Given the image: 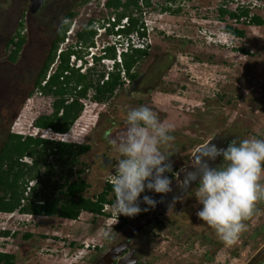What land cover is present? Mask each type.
Returning <instances> with one entry per match:
<instances>
[{
  "label": "rangeland",
  "instance_id": "1",
  "mask_svg": "<svg viewBox=\"0 0 264 264\" xmlns=\"http://www.w3.org/2000/svg\"><path fill=\"white\" fill-rule=\"evenodd\" d=\"M225 1L151 0L152 7L144 10L142 18L154 29L148 35L146 58L133 70L141 75V83L134 90L125 84L105 104L90 101V94L82 101L83 111L71 130L65 137H56L37 132L32 126L36 118L51 113L52 98L35 91L17 105L15 115L8 109L10 101L17 90L23 89L24 93L31 90V83L47 58L66 13H75L72 24L82 19L84 25L90 21L99 24L113 15L102 8L103 0H91L84 6L79 5V0H47L35 15L29 14V0H0V150L8 134L45 136L55 141L88 145L89 152L79 158L74 170L89 166L91 170L84 177L92 194H97L103 188L102 178L105 183L116 168L99 170L100 163L94 161V155H99L105 146L104 139L108 142L110 136L119 139L124 135L126 113L132 108L147 106L157 113L162 123L172 126L171 134L179 148L169 158L172 164L169 177L187 166L193 151L212 138L264 139V26H248L242 20L236 22L227 16L221 21L217 12L221 4L229 11L247 5L250 15L264 19V0ZM166 6L179 9V13L161 12ZM226 26L242 30L244 37L228 35L224 31ZM71 30L72 25L66 35ZM18 32L25 39L19 51L22 60L11 63L7 57L13 46L7 47V43ZM102 40L101 44L95 43L94 52L103 44L111 43L107 36ZM75 41L73 36L65 45V39L59 49L73 47ZM107 67L101 65L97 70L106 71ZM110 147L111 153H117ZM24 162L28 164L30 160L26 158ZM195 192L192 190L183 199V205L172 212L175 216L172 226L181 225L188 239L171 242V246L162 244L166 238L155 240V245L160 243V246L153 245V263L264 264V208L259 207V201L256 204L259 211L244 221L247 230L229 246L196 216L201 206ZM89 219L88 213L76 221L0 214V231L15 233L6 241L0 238V246L4 245L0 248L16 255L15 264H83L88 252L82 247L87 244L97 247L103 243L106 232L102 224L103 231L97 232L91 227L90 234L81 238L79 229L87 227ZM27 235L31 239H25ZM54 236H58L55 241ZM65 236L78 240V248H64L60 238Z\"/></svg>",
  "mask_w": 264,
  "mask_h": 264
},
{
  "label": "trees",
  "instance_id": "2",
  "mask_svg": "<svg viewBox=\"0 0 264 264\" xmlns=\"http://www.w3.org/2000/svg\"><path fill=\"white\" fill-rule=\"evenodd\" d=\"M83 0L81 5L88 3ZM152 7L151 0H107L105 8L110 15H115L116 23L123 18L128 19V26L124 30L113 32L116 23L108 30V34L121 33L124 36L135 31L140 37H145L142 14L145 9ZM163 13L176 15L179 9L171 10L166 6ZM218 19L223 21L227 16L236 22H243L248 26H264V19L250 15L246 8H237L229 11L222 4L217 10ZM75 13L70 12L62 22L52 43L49 55L34 83L31 96L35 91L44 97L52 98L51 113L35 119L33 127L40 130H49L53 134H67L83 111L81 101L87 100L97 104L107 103L114 93L124 87L121 72L128 81H133L136 74L135 67L147 56V50L130 49L121 55V64L115 63L112 71H98L94 66L84 73L70 67V57L75 56L82 60L86 48L94 46L95 31L86 27L81 30L76 39L75 47H69L59 52V45L66 39V33L71 27ZM145 29V28H144ZM225 33L234 38H243L244 32L231 26L224 28ZM25 43L24 37L18 32L8 41L7 47L13 46L9 55L10 61H15L20 49ZM245 52L244 50H240ZM248 54V53H247ZM114 47H107L101 59L114 60ZM58 58V64L51 75L50 67ZM100 58H95L99 63ZM90 150L88 145L71 144L54 140L41 139L33 136L11 134L0 150V214L14 213L24 216L40 218H58L76 221L81 213H90L94 217L102 215L107 200V194L112 191L111 185H106L105 193L99 198L89 199L81 193L88 186L80 174L83 170L75 171L79 165V158ZM28 158L30 163L24 162ZM50 159V161L48 160ZM35 182L34 186L29 184ZM15 233L0 231V238L13 237ZM25 236V239L30 238ZM2 245V244H1ZM4 246V245H3ZM0 246V247H3ZM0 264H15V256L0 252Z\"/></svg>",
  "mask_w": 264,
  "mask_h": 264
},
{
  "label": "clouds",
  "instance_id": "3",
  "mask_svg": "<svg viewBox=\"0 0 264 264\" xmlns=\"http://www.w3.org/2000/svg\"><path fill=\"white\" fill-rule=\"evenodd\" d=\"M106 2L107 0H103L102 8H105ZM112 17L114 18L113 22L110 21ZM110 18L107 17L99 24H93L89 30L95 31L96 24L104 26L108 23L109 28L102 34L107 37L117 35V33H107L112 24L116 23L115 15ZM124 19L127 18L116 23L114 28L117 27V30L113 28V32L124 30L128 26V19L126 24H122ZM142 21L144 26L143 18ZM121 25L123 27L119 28ZM102 34L95 37V31L94 46L86 48L82 60H77L75 56H71L70 67L75 63L89 61V64L92 65L89 69L94 66L100 68L101 65H104L109 66L110 71H112L113 65L118 62L115 59H101L105 49L96 50L91 57H89L87 50L89 48L95 49L96 39ZM118 34L122 38L116 43L122 44L128 35ZM75 43L73 47H75ZM145 49L146 47L138 50ZM60 52L61 49L58 53ZM95 58H100V62L96 64ZM105 61L109 62L106 63ZM112 61L113 64L110 63ZM76 67L74 69H83L80 72L84 74L89 70L78 64ZM109 67L106 68V71ZM36 93L41 96L39 92ZM35 129L42 133L49 131ZM49 132L50 135L56 137L66 136V134L58 135ZM172 132V126L162 123L157 113L151 108L139 106L127 111L124 135L119 139L111 136L108 138V143L118 154L116 173L112 178V190L115 197V203L112 207L117 216L134 217L141 211L147 212L149 209L155 208L158 203L157 200L149 195L141 196L146 191L161 194V202L163 196L172 192V181L167 175L172 171V164L169 160L170 150L175 141ZM44 137L41 139L53 140ZM61 142L63 141L61 140ZM165 148L169 151L162 150ZM221 157L225 163L220 167L212 166V162ZM194 174L199 183L195 197L201 206L196 212V216L213 228L223 243L229 246L233 245L241 233L247 230L244 221L254 214L257 202L264 201V139L252 137L239 141L232 140L226 148L217 147L216 144L212 143L203 150V155L199 157ZM141 203L147 207L142 209ZM104 235L107 236L108 232L106 231Z\"/></svg>",
  "mask_w": 264,
  "mask_h": 264
},
{
  "label": "flooded vegetation",
  "instance_id": "4",
  "mask_svg": "<svg viewBox=\"0 0 264 264\" xmlns=\"http://www.w3.org/2000/svg\"><path fill=\"white\" fill-rule=\"evenodd\" d=\"M29 1H31V0H29ZM46 1L47 0H44L43 3L40 5V7L33 14L30 13V9H29V14H32V15L37 14L39 12V10L45 5ZM82 1L83 0H79V5L82 4L81 3ZM90 1L91 0H89L88 3H86V4H83V6L89 4ZM223 8H225V7L223 6ZM69 13H66L64 15L63 21L67 20L66 16ZM62 22H60V24ZM94 23H95V21H92V22L90 21L89 24L87 23V25L85 27L87 29H89L91 26H93ZM60 24H59V26H60ZM12 50L10 51V53L12 52ZM9 55L7 58H8V61L11 63L17 62V61H18V63H20L22 60V55L20 52L18 53L15 61H10ZM48 55H49V52L47 54V57H48ZM44 62H43V64H44ZM42 67H43V65H42ZM42 67L40 68V71H41ZM40 71H39V73H40ZM39 73L36 75L35 79L31 83V90H29L26 93L22 92L23 89L17 90L16 91L17 94L14 96L13 99H11L10 104L8 106V109H10V111H12L13 115L16 114L17 105L21 101H23L24 98L26 96H28V94L33 90L34 83L37 80ZM141 81H142L141 75L136 74V78L131 82L129 81V88L132 87L131 89L134 90V88L136 87L135 85H139L141 83ZM19 91H21V92H19ZM33 124H34V122H33ZM9 135H11V134H8V136ZM33 137H36V136H33ZM224 139L229 140V142L232 140H237L236 138L233 139V138H226V137H224ZM106 140L107 139H104L105 146H103L100 154L99 155L93 154L94 155V161L97 160L100 163L99 167H98L99 170L105 169L104 170L105 172H106V170H113L114 168H116V165L118 162L117 161V155L118 154L117 153H115V154L111 153L110 144H108V142H106ZM178 148H179V146H177V143L174 142L173 147L171 149V154L176 155ZM85 154H87V153H85ZM85 154H83L82 156H85ZM170 157H172V155ZM224 163L225 162H224L223 158H221V160L219 161V163L216 167H220ZM80 170H83L82 174H80L81 179H83L85 181V183L88 184V186L81 193L82 197L89 198V199H96V198H99L101 194L105 193V190L107 189V187H106L107 184H105V187H103L99 193H97V194L93 193L92 194V192H91L92 189L89 187V183L87 182L86 178L84 177V175L85 176L88 175V173L91 169L89 168V166L85 165ZM173 176L174 175H172L169 178L171 179ZM32 183H33L32 186H34L35 182H32ZM198 186H199V183L197 185H195L193 190H197ZM152 193L153 192L146 191L145 193H142L141 196H143V195H149L150 196ZM189 195H191V193H189L188 196ZM183 199H181L179 202H177L175 205H173L171 207V209L164 216H162L161 219L156 218L154 221H151V214H152L151 210H148L147 212L141 211L140 214H138L134 217H127V216H123V215H118L117 217L113 216L112 213L114 212L113 211L114 209H112L113 208L112 205L115 203V197H114V193L112 191H109L107 194V200L109 202L110 201L111 202L104 205L103 210H102V215H98V216L94 217L92 214L88 213L89 217H90V219H89L90 222H88V225L86 224L87 227L79 229V233H82L81 238L84 237V239L86 236H88V234H90L89 232L92 229L91 227L96 229V231L98 232L100 229L103 228V227H101L102 224H105V229L104 228L103 229L108 232V235L104 236L103 243H101L97 247H95L94 245L90 246L88 244L82 247L83 249L87 250L86 252H88L87 256H85L83 264H154L153 263L154 258H152L154 246L157 248L160 246V243L157 244V246L155 245V240L161 239L162 237L166 238L167 240L161 241L162 244H168V246H171V242L178 243V241L182 242V241L188 239L189 235L187 234L186 231H184L183 228H180V227H182L181 225L172 226V222H173V220H175L174 219L175 216L172 215V212L179 205H181V204L183 205V203H182ZM263 205H264V201H259V207L264 208ZM140 207L143 209L146 206L141 203ZM257 207L258 206H256V211L254 212V214L259 211ZM110 221H114V222L116 221V222L114 224H110ZM97 223L99 224L98 225L99 227L97 226ZM109 227H113V229L109 231L108 230ZM103 229H102V231H103ZM154 236H160V237L155 238ZM57 237L58 236H54V238H53L54 241ZM70 237H72V236H68V237L65 236L64 237L65 240H63V241H62V239H64V238L59 237L64 248L65 247H66V249L67 248L69 249L71 247H74V248L77 247L78 248V244H77L78 240L72 241ZM3 239H4V241H6V238H3ZM29 239H31V237L28 238L27 240H29ZM57 240H59V239H57ZM152 241H153V244L151 245ZM81 244L84 245L85 241L81 242ZM152 246H153V248H152ZM89 248L91 250H89ZM90 251H92V252H90ZM205 255H206V253H205ZM205 255H204V257H205ZM14 256H15V262H16V255H14ZM212 258H213V256H212Z\"/></svg>",
  "mask_w": 264,
  "mask_h": 264
},
{
  "label": "water",
  "instance_id": "5",
  "mask_svg": "<svg viewBox=\"0 0 264 264\" xmlns=\"http://www.w3.org/2000/svg\"><path fill=\"white\" fill-rule=\"evenodd\" d=\"M43 1L44 0H31L30 13L32 14L35 13L36 10L43 3ZM82 24H83L82 19H78L77 21L73 23L71 33L67 35V38H66L67 42L65 45H68L69 41H71V38L73 36L75 40L77 39L78 33L84 29V27L87 25V22L85 25L84 24L82 25ZM103 36H105V34H102V36L96 39L97 44L102 43ZM65 49L66 47L61 48V51H64ZM57 63H58V58L55 64L50 68L49 75L53 73ZM212 143L216 144L217 147L226 148L229 143V140L215 137V138H212L211 140H208L205 144L197 147L193 151L192 155L190 156V160H189L190 163L187 166L183 167L182 169L178 170L174 174V176L171 178L173 190L172 192L163 196L162 202H161V194L152 193L150 195L153 199L158 201L155 208L149 209L151 210V213H152L151 221H154L156 218L161 219L162 216H164L171 209L173 205H175L181 199L186 197L194 189L195 185L198 184V180L196 178V175L194 174L196 165L199 161V157L203 155V150ZM221 158H217L216 161L212 162V166H217ZM102 183H103V187H105L103 178H102Z\"/></svg>",
  "mask_w": 264,
  "mask_h": 264
},
{
  "label": "built area",
  "instance_id": "6",
  "mask_svg": "<svg viewBox=\"0 0 264 264\" xmlns=\"http://www.w3.org/2000/svg\"><path fill=\"white\" fill-rule=\"evenodd\" d=\"M233 1V0H232ZM254 6L256 4H253ZM263 6V5H262ZM238 8H246L249 10L248 6H242V7H238ZM110 21L113 22L114 21V18H110ZM127 23V19H124L122 21V24H126ZM149 22L147 20L144 21V27L145 29L143 28H140V31H145L146 33V37H140L139 36V33L137 31L131 33L130 35H128L122 42V44H117L116 42L122 38L121 35L117 34V35H110L108 38L111 40V43H106V44H103L102 47L100 48L101 50H104L105 48L107 47H114V50H115V60L116 62L120 63V56L123 54V53H127L130 51V49L134 48V49H144L148 43V35L149 33L152 31V29L149 28ZM123 25H121L119 28H122ZM107 28H109V24L106 23L104 26H99V25H95L94 29L96 31V36H99L101 35L103 32H105L107 30ZM114 30H117V27L114 28ZM90 52H89V57H91L93 54H94V49L93 48H89L88 49ZM102 54H104L102 52ZM106 63L109 62V61H105ZM111 64H113V61L110 62ZM111 68L109 67V69H107V71H110ZM121 78L122 80L124 81V84H129V81L128 79L124 76V73L123 71L121 72ZM116 173V171H114V173L110 174V176L107 177L106 179V184L108 185H111L112 186V178L114 176V174ZM113 216H116L117 217V213L116 212H113L112 213Z\"/></svg>",
  "mask_w": 264,
  "mask_h": 264
},
{
  "label": "bare ground",
  "instance_id": "7",
  "mask_svg": "<svg viewBox=\"0 0 264 264\" xmlns=\"http://www.w3.org/2000/svg\"><path fill=\"white\" fill-rule=\"evenodd\" d=\"M95 24V23H94ZM68 35V34H67ZM67 38V37H66ZM76 46V45H75ZM148 48H149V46L148 45H146V50H147V52H148ZM88 50V49H87ZM89 51V50H88ZM90 52V51H89ZM128 53V52H127ZM84 57V56H83ZM100 57V56H99ZM94 62V61H93ZM121 62V61H120ZM81 65L83 68H86V69H89L90 68V66H92V65H90L89 64V61H84V62H82V63H75V64H73L72 65V67L71 68H75L76 67V65ZM77 68V67H76ZM81 70H83V69H81ZM81 70H79V71H81ZM45 133H50L49 131H47V132H45Z\"/></svg>",
  "mask_w": 264,
  "mask_h": 264
},
{
  "label": "crops",
  "instance_id": "8",
  "mask_svg": "<svg viewBox=\"0 0 264 264\" xmlns=\"http://www.w3.org/2000/svg\"><path fill=\"white\" fill-rule=\"evenodd\" d=\"M82 214H84V213H81V215H82ZM81 215H80V217H81ZM88 215H89V214H88ZM0 252L7 253V252L3 251V249H2V248H0Z\"/></svg>",
  "mask_w": 264,
  "mask_h": 264
}]
</instances>
